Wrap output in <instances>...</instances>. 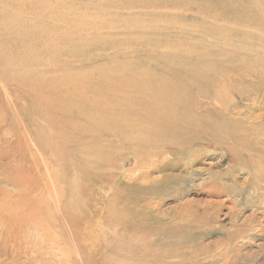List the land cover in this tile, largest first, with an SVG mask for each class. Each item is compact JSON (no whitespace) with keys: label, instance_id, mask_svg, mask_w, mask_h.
Wrapping results in <instances>:
<instances>
[{"label":"rangeland","instance_id":"1","mask_svg":"<svg viewBox=\"0 0 264 264\" xmlns=\"http://www.w3.org/2000/svg\"><path fill=\"white\" fill-rule=\"evenodd\" d=\"M33 1L35 58L0 41V264H264V0ZM90 86L119 128L83 138L51 106Z\"/></svg>","mask_w":264,"mask_h":264},{"label":"bare ground","instance_id":"2","mask_svg":"<svg viewBox=\"0 0 264 264\" xmlns=\"http://www.w3.org/2000/svg\"><path fill=\"white\" fill-rule=\"evenodd\" d=\"M34 4L35 3L33 0H24L23 4L20 3V0H0V41L6 44L7 40L15 39L16 46L24 48L23 55L26 58H35L33 52L36 48V37L38 36V34L37 27L36 25L33 26V24H35L36 21L33 22V19L28 21V15L31 12ZM155 4L160 5V2H156ZM29 60H32L27 66V69L30 70L26 71V74H24L25 76L21 77L20 80L24 83H27L28 86L32 89L34 83H36V79L34 78L33 70L31 69V66L34 61L33 59ZM23 67L25 66L23 65ZM143 88L144 87H141V92L143 91ZM67 93L69 94V96L67 95L65 97L67 99L68 104L65 103V105L62 107L64 109V113L62 112L61 107L56 104H54L56 108H53L54 106H51V109H55L56 112L59 113V115L64 116L67 119H71L72 115H79V120H76L75 124L72 123L71 125L75 136L77 135L78 137L83 138L87 137L86 134H83L86 132L84 127L86 126V124L88 126L87 128L93 126L92 119L94 118H97L99 121H102L103 119V123L108 124V127L110 129L112 127H115L113 130L119 128L118 121L116 122V124L112 122L113 119L117 118H115L114 116H108L106 114L108 113L109 108H111V104H107L103 107V110L105 112L101 109V104L105 102L103 99L106 98L104 97V95H102L99 90L94 89V87L92 86L88 88L79 87L77 89H71ZM72 93L79 94L75 95ZM29 94L28 97L32 98L31 104L36 107L33 94H31L30 96ZM163 96L158 100L154 96L153 100L150 101L156 104L163 103L161 101L166 99H171L173 101L170 96ZM93 99H95L96 102L89 109H87V102ZM145 121L149 123V119L145 118ZM71 122L72 120L67 121L68 124H71ZM67 123L66 125H68ZM90 132L92 136H95L98 130L95 131L94 129L92 131L90 130Z\"/></svg>","mask_w":264,"mask_h":264}]
</instances>
